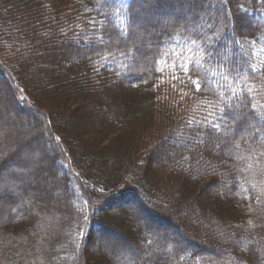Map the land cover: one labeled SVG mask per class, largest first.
<instances>
[{"label": "trees", "instance_id": "16d2710c", "mask_svg": "<svg viewBox=\"0 0 264 264\" xmlns=\"http://www.w3.org/2000/svg\"><path fill=\"white\" fill-rule=\"evenodd\" d=\"M0 78V264H264V0H0Z\"/></svg>", "mask_w": 264, "mask_h": 264}, {"label": "rangeland", "instance_id": "374dc122", "mask_svg": "<svg viewBox=\"0 0 264 264\" xmlns=\"http://www.w3.org/2000/svg\"><path fill=\"white\" fill-rule=\"evenodd\" d=\"M3 82L5 83L6 80H2V78H0V90L5 88V87L3 88V84H2ZM9 96L10 95H8L7 99L11 100V98ZM106 104L108 105L107 102H106ZM16 110L17 109L14 110L16 117L17 118L22 117V119H18L21 126L20 127L17 126L15 128V131L11 133L12 136H11V134H10V136H7V138L5 139V143H7L8 139L15 140V142L13 143V144H15V147H13V153H15L21 146H25V145L31 146V149L33 150L34 153H36L35 151L38 150L40 152V156L38 158L39 159V165H37V167H35V170H38V167L42 166V169H43L42 170V178L44 180H46L47 183L53 182V180L51 179L50 173L46 172V169L44 167L45 166L44 163L40 162V159H42V158L44 159L46 157L48 159V158H51L53 156L51 145L48 143V140H47L48 137L45 136L44 138L43 137L40 138L37 135L36 122H37V119H41L40 115L38 113L36 114L34 112V113H32V115L25 116L24 112H22L20 114L21 111L20 112L18 111L19 112L18 113ZM86 112L91 113V111H89V110H87ZM15 115H14V117H15ZM14 160H15L14 162L16 165H20V168H23V167L25 168L28 165L27 163L30 162V160L27 159L26 155L18 156L17 159H14ZM8 170H10V169H8ZM56 173H57L56 174L57 175L56 181H58V182H56V184L61 185L59 182L60 181L59 180L60 174H59V172H56ZM5 194L6 195H13L11 192H6ZM1 198H4V193H0V199ZM64 201H65L64 191H63V189H60L54 193L52 201L49 202L50 210L51 211L57 210L58 206L61 207ZM2 204L3 203H1L0 208H1ZM68 204H69V201H68ZM71 204H72V201H71ZM25 208H27V207H25ZM5 209H6V207H5ZM28 209H30V208H28ZM127 211H130L133 214H135L136 213L135 212L136 207L132 206V205L123 204L120 207L113 209L112 216L115 219L117 214L127 212ZM8 212L11 213L10 211H8ZM156 219L157 218H153V221L157 222ZM163 219H164V221L161 219L160 222L163 226L167 227V229H165V231L169 232L171 230L170 227H168L170 225V222L172 223V225L175 224L176 222L173 223L172 221H169L167 219V217H165V216H163ZM111 227H112L111 229L113 231L117 232L119 234V236H121V239L119 237H117L116 234H113L114 236L112 237V235L107 230L105 231V233L95 234V237H94L95 242H93V243L94 244L96 243L95 244L96 247L94 246V248H92L90 253H94L95 257L100 256V254H101V256H104V259L100 258V257L97 258V260H95L96 264H99V263L119 264L118 262H116L115 258L112 256V255H114L112 253H115L117 251L116 249H121V250L127 252L124 242L121 241L122 239H125V238L121 235V233H123V231L121 230L120 225L117 222V220H114V222L111 224ZM181 229L184 230V228H181ZM103 238H105V241H101ZM173 238H177V237L173 235ZM131 257H133L132 254H131ZM134 260H135V262L139 261L138 259H135V258H134ZM92 263H94V261H92Z\"/></svg>", "mask_w": 264, "mask_h": 264}]
</instances>
